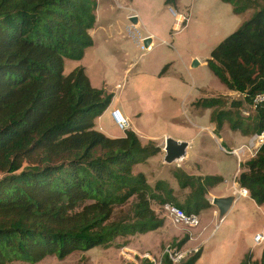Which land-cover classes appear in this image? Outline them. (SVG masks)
I'll return each instance as SVG.
<instances>
[{
  "label": "trees",
  "instance_id": "16d2710c",
  "mask_svg": "<svg viewBox=\"0 0 264 264\" xmlns=\"http://www.w3.org/2000/svg\"><path fill=\"white\" fill-rule=\"evenodd\" d=\"M225 1L235 13L256 3ZM176 2L164 0L169 6ZM96 9L97 0H0V264L61 258L153 230L163 217L152 202L171 201L198 213L211 205L208 189L222 180L177 169L180 185L190 187L178 202L166 179L150 184L135 171L160 145L142 143L131 128L109 136L95 127L114 93L93 85L82 64L67 73L62 69L64 58H81L92 44L88 30ZM206 64L228 89L243 93V99L210 95L192 101L196 108L214 107V132L234 113L233 129L264 131V100L252 104L264 91V1L212 47ZM243 101L254 108L249 117L239 115ZM243 164L236 182L264 203V140ZM197 256L178 264H194ZM164 263L172 264L168 253ZM240 264H264V244L259 258L248 254Z\"/></svg>",
  "mask_w": 264,
  "mask_h": 264
},
{
  "label": "rangeland",
  "instance_id": "374dc122",
  "mask_svg": "<svg viewBox=\"0 0 264 264\" xmlns=\"http://www.w3.org/2000/svg\"><path fill=\"white\" fill-rule=\"evenodd\" d=\"M263 1L256 0L253 7L235 13L232 3L225 0H177L171 6L164 0H97L96 19L88 30L92 44L84 48L81 58H64L62 72L82 64L93 85L114 93L109 115L101 119L105 128L120 130L110 115L117 104L126 107L127 111L120 110L130 113L129 121L133 119L141 129L144 141L160 145L166 136L192 138L185 158L167 163L160 150L135 164V171H142L150 184L166 179L178 202L184 201L190 187L180 185V178L174 175L177 169L220 175L215 194L232 192L236 176L246 169L243 162L249 152L238 156L232 149L248 143L252 134L231 127L237 115L225 119L215 131L221 136L218 140L208 129L214 107L196 108L192 101L210 95L226 96L228 101L243 99L242 92L228 89L219 80L206 60L212 47ZM131 15L137 17L135 21ZM145 37H151L147 47ZM166 63V71L158 74ZM228 106V102L223 105ZM253 109L243 101L238 112L249 117ZM208 199L211 202L212 197ZM248 199L236 198L224 220H219L218 209L211 203L197 213L195 226L174 223L161 204L152 202L163 217V224L153 230L117 236L108 246L97 244L61 258L50 254L32 263L13 260L8 264H165V254L170 251L181 253L178 260L169 255L172 264L196 253L194 264H240L248 254L251 259L259 258L264 244V240L257 243L253 239L255 233H264V203L252 205Z\"/></svg>",
  "mask_w": 264,
  "mask_h": 264
},
{
  "label": "built area",
  "instance_id": "2783aa9c",
  "mask_svg": "<svg viewBox=\"0 0 264 264\" xmlns=\"http://www.w3.org/2000/svg\"><path fill=\"white\" fill-rule=\"evenodd\" d=\"M262 100H264V91H260L253 96L252 104L255 105L259 101H262ZM110 114H111V117H112L114 123L120 129H126L129 126V123H130L129 118L119 108L114 107L111 110ZM263 140H264V131H261L259 133H252L248 143L241 145L239 148L232 149V152L236 153L239 156L240 154H244L246 151H248L249 156H252V155H254L258 145ZM233 187L236 191L239 192V194L248 195V190L246 187H241V186L238 187L236 182H234ZM162 207H163L166 215L174 223H180V224L190 225V226H195L199 223L197 213L187 212L183 209V207L177 205L176 203H173L171 201H166L165 203H163ZM253 239L257 243H260L261 241L264 240V233L263 232L255 233L253 235ZM174 252L170 251L169 255L171 256V258L177 259L181 256V253H174Z\"/></svg>",
  "mask_w": 264,
  "mask_h": 264
},
{
  "label": "water",
  "instance_id": "95a60500",
  "mask_svg": "<svg viewBox=\"0 0 264 264\" xmlns=\"http://www.w3.org/2000/svg\"><path fill=\"white\" fill-rule=\"evenodd\" d=\"M130 18L135 21L136 16L131 15ZM151 41V37H145L143 39V45L148 46ZM198 63L197 59H194L193 65ZM189 142L185 139H177L172 136H166L163 149L164 156L163 161L170 163L177 161L187 155V146ZM234 199L233 194L228 195H217L212 197L211 203L214 204L218 209V218L220 219L230 208L232 201Z\"/></svg>",
  "mask_w": 264,
  "mask_h": 264
},
{
  "label": "crops",
  "instance_id": "0c3cea01",
  "mask_svg": "<svg viewBox=\"0 0 264 264\" xmlns=\"http://www.w3.org/2000/svg\"><path fill=\"white\" fill-rule=\"evenodd\" d=\"M112 101V100H111ZM111 103V102H110ZM117 104H115V107H117V108H119V109H124L125 111H127V109H126V107L125 106H122V108H120L119 106H116ZM109 106V105H108ZM108 106H107V108L99 115V116H97L95 119H94V122H95V127L97 128V129H99V130H101V131H103L105 134H107V135H109V136H122V135H124V129H120V130H117V131H114V130H112V129H107V128H105V126L103 125V123L101 122V119L102 118H104V117H106L107 115H109V113H107L108 112V110L110 109V108H108ZM113 107V106H112ZM114 108V107H113ZM112 108V109H113ZM111 109V110H112ZM111 110H110V112H111ZM111 115V114H110ZM130 115V113L128 114L127 113V116H128V118L130 117L129 116ZM111 118V117H110ZM130 121H131V126H129V128H131V129H133L136 133H137V135H138V137H139V139H140V141L141 142H147V141H144V140H142V138H141V135H140V131H141V129L138 127V126H136V124H134V121H133V119H130ZM111 122H113V121H111ZM133 125V126H132ZM214 128H215V123L213 122V121H211V124H210V126H208V129H209V133L215 138V139H218V140H220L221 139V136H218L217 137V135L215 134V132H214ZM147 135V134H146ZM147 137H151V136H149V135H147ZM177 138H179V139H185V140H187L188 142H189V144H188V146H187V154H188V152H189V149L191 148V143H190V140L192 139V138H190V137H184V136H178ZM145 139H149V138H145ZM163 143L162 144H160V146H161V150L164 152V149H163ZM187 156V155H186ZM185 156V157H186ZM185 157H183V158H185ZM250 157V156H249ZM248 159V158H247ZM235 182V181H234ZM237 183V182H236ZM217 185V184H216ZM216 185H214V186H212V187H210L209 189H208V193H207V197L208 198H211V197H214V196H217V195H228V194H233L234 195V199H233V201H232V204H231V206H230V208L233 206V204L235 203V201H236V198H237V200H240L242 197H248L249 199V202H251L252 203V205L254 204V202H256L252 197H250V195H242V194H239V192L238 191H236L234 188L232 189V192H227V193H225V192H221V193H218V194H215L214 193V191H213V188L216 186ZM237 185H238V183H237ZM238 187H240L239 185H238ZM235 194H238L239 196L238 197H236L235 196ZM230 208L227 210V212L230 210ZM226 212V213H227ZM225 213V214H226ZM263 213H264V211H263ZM225 214L219 219V220H224L225 219ZM261 249H262V246H261V248H260V252H261Z\"/></svg>",
  "mask_w": 264,
  "mask_h": 264
}]
</instances>
